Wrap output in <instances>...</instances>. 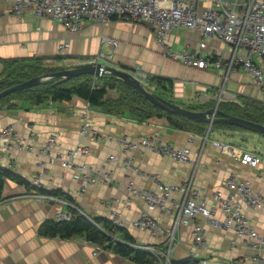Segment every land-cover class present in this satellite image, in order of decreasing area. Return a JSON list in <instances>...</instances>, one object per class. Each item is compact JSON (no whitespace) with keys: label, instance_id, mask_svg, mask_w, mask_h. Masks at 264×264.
Here are the masks:
<instances>
[{"label":"crops","instance_id":"obj_1","mask_svg":"<svg viewBox=\"0 0 264 264\" xmlns=\"http://www.w3.org/2000/svg\"><path fill=\"white\" fill-rule=\"evenodd\" d=\"M236 6L248 0H230ZM204 5H211L210 1ZM5 5L0 4V7ZM102 36L117 41L113 45L103 41ZM200 33L179 27L169 32L166 45L172 52L180 54L193 51L198 47ZM67 42L66 58L59 55L61 43ZM209 51L227 59L230 46L218 38H210ZM99 52L107 57L99 62L115 65L129 72L136 64L150 77L172 80V93L149 84V90L182 106L203 105L215 100L224 85L226 69L185 66L181 58H174L165 52V46L157 39L154 27L148 22L130 23L114 19L101 26L91 19H85L78 32L68 31L64 25L49 16L39 17L28 10L18 15L3 10L0 16V58L3 59H43L47 67H65L73 59L92 60ZM112 55V57H108ZM264 66V60L258 59ZM3 65L0 63V70ZM130 73V72H129ZM184 83V94L175 97V82ZM203 85L210 99L201 101ZM225 87L236 92L241 98L258 99L264 102V89L253 82L252 75L237 67L231 71ZM110 94L118 96L116 89ZM17 107L0 109V132L9 124L15 126L20 141L13 142L11 148H4L0 138V166L7 167L23 176L28 182L42 174L46 189H62L69 194L81 211L90 217L111 218L113 211L118 212L127 221V229L138 242L161 243L159 238L149 231L132 227L130 221L148 211L161 224L171 226L173 216L169 212L150 209L139 201L126 203L127 186L133 182L140 189L158 191L160 184H181L189 180L210 206L214 208L217 219L223 220L224 214L216 207L215 195L221 192L228 197L230 190L226 180L231 175L248 179L252 186L264 195V135L252 131H215L209 134V142L202 149L201 137L191 131L173 128L166 117L153 116L139 122L128 115L110 114L102 108L92 105L82 97L71 100H49L42 104H22L13 101ZM221 103V102H220ZM219 103V104H220ZM217 104V101H216ZM215 104V105H216ZM219 107V106H218ZM92 128L83 132L85 123ZM209 125V123H208ZM213 125V124H212ZM58 133L59 146L48 154L44 146L50 135ZM213 133V136H212ZM194 135L191 142L189 139ZM129 136L136 139L142 136H157L175 147L189 146L191 156L188 162H178L171 156L149 149L136 151L134 159L128 162L130 152L125 150L120 139ZM255 136L259 146L254 150L242 147L241 141ZM231 142L238 147L255 151L262 156L257 167H251L220 152L211 144V140ZM78 151L71 156V151ZM116 156L118 160L110 159ZM61 156V159H57ZM51 157H53L51 159ZM69 159V165L63 161ZM87 165L89 170L79 168ZM138 167L140 173L133 167ZM108 172L111 181H99L82 190L85 175L94 172ZM32 185L7 180L0 201V264H138L133 258L117 253L114 248L102 245L103 249L95 254L96 245L83 235L70 238L45 237L39 234L41 224L54 218L59 204L42 201L28 194L38 193ZM68 210V206L60 205ZM243 211L251 225L264 234V206L252 208L243 204ZM180 244L176 250V259L187 256L213 259V264H264V250L255 251L247 238H237L232 228H216L206 225V248L197 250L192 242L188 227L179 232ZM259 254V259L255 257ZM158 264V263H156Z\"/></svg>","mask_w":264,"mask_h":264},{"label":"built area","instance_id":"obj_2","mask_svg":"<svg viewBox=\"0 0 264 264\" xmlns=\"http://www.w3.org/2000/svg\"><path fill=\"white\" fill-rule=\"evenodd\" d=\"M207 1H210L211 5H204ZM0 4L5 5V7H0V16L3 10L18 15L31 10L36 16L52 17L73 33L83 27L87 18L101 26L114 19L130 23L148 22L154 27L157 39L165 46L166 54L181 58L185 66L200 69L213 68L219 71L226 69L225 83L218 97L215 98L217 104L223 101H239L238 94L225 87L230 72L237 67L251 74L254 84L264 89V66L257 61V58L264 60V0H248L237 6L230 0H0ZM179 27L200 33L196 49L177 54L164 44L167 34ZM215 37L230 46L227 59L217 57L209 51L208 40ZM102 39L113 45L117 44V41L112 38L102 36ZM67 49L68 43H61L59 55L65 56L64 60H69L65 54ZM105 57L107 56L104 52H99L92 60L73 59L68 62V66L76 67L95 63ZM129 72L143 85L149 84V75L141 65L136 64ZM197 88L204 91L201 94L202 102L210 99L206 87L197 85ZM173 94L175 97L183 96L184 83L182 81L175 82ZM91 130L90 124L86 122L82 131L88 133ZM193 137L194 135H191L190 142ZM0 138L4 141L2 143L4 148H11L14 141L17 143L20 141L13 124L3 128ZM120 141L125 150L130 152L129 164L134 159L136 151L143 149L169 155L178 162H188L191 156L189 146L175 147L157 136H142L136 139L124 136ZM201 142L203 149L209 142L208 133L201 137ZM210 142L219 148L221 153L253 168L262 162V156L255 151L244 150L231 142L217 139ZM57 146H59L58 133L55 132L49 136L44 151L50 154L51 150ZM78 151L84 152L85 150L78 147L71 151L70 155L74 156ZM56 158L61 159V156ZM110 159L118 160L114 155L110 156ZM63 165L68 166L69 159L64 160ZM79 168L89 170L87 165ZM133 168L140 173L138 167ZM41 178L42 174L35 176L32 183L39 189H44L46 187ZM111 179V175L106 171L85 175L82 180V190L101 180L109 183ZM226 185L230 190L228 197H223L221 192L215 195L216 207L224 214V219L219 220L214 215V208L193 187L191 180L181 184H160L158 191L140 189L133 182H129L126 203L139 201L150 209L169 212L173 216V224L165 226L148 211L143 210L139 217L130 221V225L141 231H149L152 236L159 238L161 243H131L120 239L117 235L107 231L106 233L115 241L148 251L154 255L158 264H177L174 260L180 244L179 232L183 227L190 229L192 242L197 250L206 248L207 224L216 228H232L237 238H247L251 241L249 245L255 251H263L264 234H260L251 225L243 211V204L252 208H262L264 206L263 193L255 189L248 179H240L236 175L227 178ZM37 192L34 194L36 197L59 204L54 212L56 220L68 219L71 216L69 210L60 208V205L74 207L81 211L74 202L65 198ZM110 219L116 227L128 226L127 221L118 212L113 211ZM102 249L103 247L98 244L94 253L97 254ZM194 257L199 259L200 264H213V259ZM253 258L258 260L259 254Z\"/></svg>","mask_w":264,"mask_h":264},{"label":"trees","instance_id":"obj_3","mask_svg":"<svg viewBox=\"0 0 264 264\" xmlns=\"http://www.w3.org/2000/svg\"><path fill=\"white\" fill-rule=\"evenodd\" d=\"M64 57L61 56V59ZM0 63L3 65L2 70H0V91L43 73L57 71L62 68L47 67L43 59L0 58ZM59 79L51 78L32 87L12 92L0 98V109H3V107L10 109L17 107L13 102L14 100H19L22 104L37 105L49 100H71L77 96L88 100L94 106L102 108L106 113L128 115L133 120L139 122H144L153 116L166 117L169 124L175 129L191 131L198 135H204L206 133L208 122L194 120L168 112L151 102L142 92L114 75L94 76L91 74H82L56 83ZM149 81L150 85L167 91V94L168 92L169 94L172 93V80L161 77H150ZM109 89H116L118 96L110 94ZM215 104L216 101L211 100L203 105H190L185 107L194 110H206L213 108ZM219 109L228 114L264 124V102L261 100L239 97L238 102H221ZM220 116L218 115V117ZM212 129L215 131H250L244 127L225 122L213 123ZM7 180L26 185L27 187L32 185L40 192L60 196L74 202V199L62 191V189H39L20 174L2 166H0V201L2 200L3 190ZM68 210L71 215L70 218L62 220H56L55 218L46 219L39 228V234L45 237H60L62 239L70 238L74 235H83L87 241L114 248L117 253L133 258L138 264H156V258L148 251L115 241L113 237L106 233L107 231L108 233L117 235L124 241L137 243L138 241L133 237L127 227H116L109 218L91 217L95 223L82 211L74 207H68ZM174 263L200 264L199 259L194 256L175 259Z\"/></svg>","mask_w":264,"mask_h":264},{"label":"water","instance_id":"obj_4","mask_svg":"<svg viewBox=\"0 0 264 264\" xmlns=\"http://www.w3.org/2000/svg\"><path fill=\"white\" fill-rule=\"evenodd\" d=\"M82 74H91L94 76H104L107 74L114 75L124 80L126 83L133 86L140 92H142L146 96V98H148L151 102L161 107L162 109L171 112L173 114L182 115L194 120H201L208 122L209 123L208 131L210 130L213 123L225 122L229 124L238 125L240 127H244L256 133L264 134V124L246 120L244 118L232 114H228L219 109L218 107L219 104H216L213 108H209L206 110H194L184 107L176 102L170 101L160 96L156 92L149 90L139 80L134 78L127 70L103 62L87 63L76 67H62L57 71L43 73L39 76H35L31 79L25 80L19 84L10 86L0 91V98L12 92L32 87L51 78H60L56 82V83H60L69 78ZM218 115L221 116L218 117Z\"/></svg>","mask_w":264,"mask_h":264},{"label":"rangeland","instance_id":"obj_5","mask_svg":"<svg viewBox=\"0 0 264 264\" xmlns=\"http://www.w3.org/2000/svg\"><path fill=\"white\" fill-rule=\"evenodd\" d=\"M61 67H65V66H61ZM226 102H228V101H226ZM209 126V125H208ZM207 130H208V127H207ZM207 130H206V132H207ZM212 136H213V133H212ZM251 138H249V139H247V140H243V141H241V145H243L242 147H244V148H246V149H251V150H254V148H255V146H259L260 147V144H258V142L256 141L257 140V138L255 137V136H250ZM29 196H33V197H35L36 199H40V198H38V197H36V195H34V193H32V194H28ZM40 200H42V201H49V200H45V199H40ZM51 202V201H50ZM53 203V202H52ZM54 205L55 204H57V202L56 203H53ZM78 208V207H77Z\"/></svg>","mask_w":264,"mask_h":264}]
</instances>
